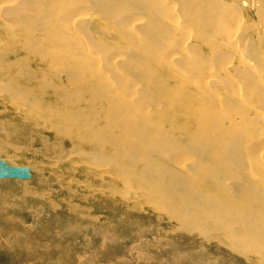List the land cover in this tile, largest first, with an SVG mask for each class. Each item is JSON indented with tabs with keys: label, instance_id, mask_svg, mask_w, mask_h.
<instances>
[{
	"label": "rangeland",
	"instance_id": "obj_1",
	"mask_svg": "<svg viewBox=\"0 0 264 264\" xmlns=\"http://www.w3.org/2000/svg\"><path fill=\"white\" fill-rule=\"evenodd\" d=\"M63 1L0 0V264H256L254 256L208 242L204 219L154 207L139 186L125 185L115 168L99 165L56 126L77 111L96 114L90 107L102 106L103 113L115 107L112 100L140 116L160 108L153 117L165 113L183 123L196 107L187 103L190 93H197L211 99L205 103L215 105L222 127L244 133L243 148L258 155L264 150L260 4L207 0L216 18L201 48L198 28L176 0H124V10ZM150 23L162 29L160 40L146 34ZM249 59L260 68L254 81L261 94L238 82ZM175 124L161 126L168 137ZM174 139L173 166L186 164V156L195 161L187 135Z\"/></svg>",
	"mask_w": 264,
	"mask_h": 264
},
{
	"label": "bare ground",
	"instance_id": "obj_2",
	"mask_svg": "<svg viewBox=\"0 0 264 264\" xmlns=\"http://www.w3.org/2000/svg\"><path fill=\"white\" fill-rule=\"evenodd\" d=\"M96 1L111 10H124L127 6L124 0ZM176 3L185 17L193 20L198 28L196 39L202 43L201 48L206 47L204 33L216 18L214 4L207 0H176ZM250 3L260 4L257 14L261 20L264 19V0H249L247 4ZM153 6L157 8L156 4ZM38 12H41L40 8ZM83 25L79 26L81 30ZM174 26L178 28V24ZM145 30L150 36L159 34V40L164 36L162 29L153 23L148 24ZM54 33L57 32L54 30ZM177 57L174 55L173 58ZM250 62L244 61L238 69V82L249 92L261 94L254 81L261 76L260 68L254 61ZM226 87L233 89L235 84H227ZM190 95L187 103H194L197 108L189 105L194 109L186 110L183 123L177 124L176 117L165 113V121L153 117L160 108L154 110L155 113L152 110L150 114L145 112L147 115L140 116L132 106L112 100L111 104L115 107L103 113L100 106L99 111L95 107L89 108L96 114L80 112V115L78 111L76 115L72 114L65 124L56 126L57 133L62 138L80 142L82 149H87L83 152L98 157L99 165L115 168L125 185L139 186L154 207L166 205L180 218L193 216L204 219L209 233L208 242L216 239L245 259L254 256L256 264H264V150L256 155L255 151L259 149L250 152L243 148L244 133L222 127V119L217 112H213L215 105L205 103L211 99L197 93ZM145 101L147 96H144ZM165 122L176 123L167 131L170 137L161 128ZM180 135H187L188 148L193 151L196 160L186 156V164L173 166L175 157L172 153L178 149L174 138ZM108 146L114 150L113 155L107 151ZM248 146L253 147L251 144ZM189 162L192 164L189 165Z\"/></svg>",
	"mask_w": 264,
	"mask_h": 264
}]
</instances>
